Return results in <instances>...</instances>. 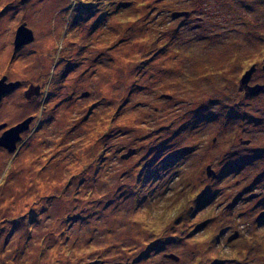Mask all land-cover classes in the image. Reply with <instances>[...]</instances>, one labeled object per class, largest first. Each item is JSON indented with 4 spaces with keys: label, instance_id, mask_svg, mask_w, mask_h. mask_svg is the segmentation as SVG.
I'll use <instances>...</instances> for the list:
<instances>
[{
    "label": "rangeland",
    "instance_id": "rangeland-1",
    "mask_svg": "<svg viewBox=\"0 0 264 264\" xmlns=\"http://www.w3.org/2000/svg\"><path fill=\"white\" fill-rule=\"evenodd\" d=\"M263 61L264 0H0V264H264Z\"/></svg>",
    "mask_w": 264,
    "mask_h": 264
},
{
    "label": "water",
    "instance_id": "water-1",
    "mask_svg": "<svg viewBox=\"0 0 264 264\" xmlns=\"http://www.w3.org/2000/svg\"><path fill=\"white\" fill-rule=\"evenodd\" d=\"M28 0H22L23 3L27 2ZM187 12H174L172 13V17L176 18L178 16H186ZM33 35L32 31L26 28L24 25L20 26L15 35V40H14V46L15 48H18L24 44L29 43L32 41ZM262 69L264 70V61H263V66ZM255 71V66H251L248 71L244 73L242 78L240 79V85H239V90L244 91L245 94L248 95H256L260 92H264V84H256L253 86H249V80L252 77V74ZM19 82H7L6 76H3L0 79V101L3 97L4 94H7L8 92H11L18 86ZM39 95V88L38 87H30L26 92H25V97L27 99H30L32 96H38ZM88 93L84 92L82 96H87ZM167 98H170V96H165ZM31 121V117L26 119L22 124H19L17 126H13L6 130L2 136L0 137V146L4 147L8 152H13L16 150L17 143L21 139V133L25 131L28 127V124ZM3 127V125L0 126V129ZM133 153V150H130L126 155H123V157L127 158ZM214 173L213 171L210 170V167H208V176H212ZM256 195H251V197H255ZM167 257L172 258L174 260H178V258L174 255H168Z\"/></svg>",
    "mask_w": 264,
    "mask_h": 264
},
{
    "label": "flooded vegetation",
    "instance_id": "flooded-vegetation-1",
    "mask_svg": "<svg viewBox=\"0 0 264 264\" xmlns=\"http://www.w3.org/2000/svg\"><path fill=\"white\" fill-rule=\"evenodd\" d=\"M260 83H264V82H260ZM40 89V88H39ZM262 94H264V93H262ZM36 99V98H35ZM34 100V99H33Z\"/></svg>",
    "mask_w": 264,
    "mask_h": 264
}]
</instances>
